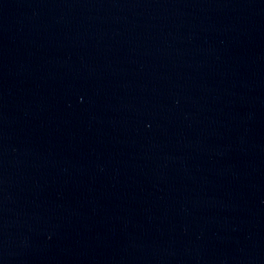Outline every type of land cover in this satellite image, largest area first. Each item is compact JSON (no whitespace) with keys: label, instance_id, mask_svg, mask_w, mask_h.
<instances>
[{"label":"water","instance_id":"95a60500","mask_svg":"<svg viewBox=\"0 0 264 264\" xmlns=\"http://www.w3.org/2000/svg\"><path fill=\"white\" fill-rule=\"evenodd\" d=\"M0 264H264V0H0Z\"/></svg>","mask_w":264,"mask_h":264}]
</instances>
